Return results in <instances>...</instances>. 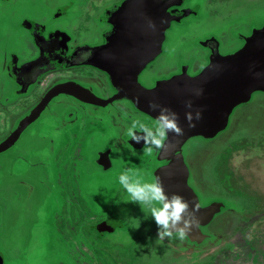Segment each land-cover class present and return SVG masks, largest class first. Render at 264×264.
I'll list each match as a JSON object with an SVG mask.
<instances>
[{
	"label": "rangeland",
	"instance_id": "374dc122",
	"mask_svg": "<svg viewBox=\"0 0 264 264\" xmlns=\"http://www.w3.org/2000/svg\"><path fill=\"white\" fill-rule=\"evenodd\" d=\"M33 1L40 2L46 9L61 5L70 10L74 8L75 12H80L78 18H81L82 30L85 18L91 16V9L98 10V6L104 9L120 0ZM30 2L32 0L26 3L14 0L15 8L26 9ZM187 6L195 15L191 14L181 23L172 24L167 30L163 52L147 67L149 73L161 75L169 70L170 65L178 67L181 62L192 61L203 49L197 42L209 36L219 40L221 53H230L241 46L242 36L264 25V0H190ZM96 22L100 24L97 18ZM159 78L163 77H155ZM236 110L231 115L230 126L218 141L192 142L189 145V152H195L191 154L192 159L202 156L200 149L206 145L208 158L212 155L214 162L224 168V184L229 190L224 196L232 200L227 202L228 208L239 211L235 213L228 210L219 217L222 224L219 223V227L214 225L213 229L220 228V237L217 233L214 245L220 240L218 252L221 249L222 252L215 255L207 251V254L200 256V264H264V97L255 95L249 105ZM81 134L84 139L80 141ZM43 136L53 140V150H42L43 147H50L48 140L39 143L36 137L32 138V149L27 154L31 163L18 164L15 169L12 168L8 180L0 182V252L5 264H80L81 256L75 250L78 244L71 247L75 237L70 236L67 226L70 222L64 219L68 217L69 211L71 214L76 213L77 206L82 208L85 201L90 218L91 210L88 208L96 207L100 210L96 220L117 214L122 222L123 230L117 229L99 241L98 245L105 244L106 253L121 251L128 255L125 249L138 250L141 252L137 258L139 264H189L183 262L184 258L194 260L193 256L183 251L181 254L173 252L169 245L175 244L173 240L179 238L177 235L163 240L168 245L158 241L157 234V237L152 235L157 225L147 205L130 202L129 195L119 201L121 195H116V192L121 193L123 187L111 188L108 183L112 178L111 172H102L100 176L91 175L88 166L91 142L88 134L81 129L71 131L72 140L69 142L64 136ZM78 142L79 150L76 149ZM24 144L29 145L28 137ZM216 144L222 146L215 150ZM59 145L69 148L60 149ZM0 157H6V153L0 154ZM139 158V162H148L146 157ZM76 161L79 163L75 166ZM199 166V176L206 180L203 173L208 166L202 162H199ZM1 170L0 174L3 172ZM75 177L80 180L75 182ZM211 187L208 183L205 188L212 190ZM223 192L226 191L223 189ZM212 193L206 198H214ZM68 207L70 210L66 214ZM218 220L214 223H218ZM83 237L88 238L89 235L83 233ZM92 253L106 258L102 249ZM206 255L209 256L205 258ZM91 264L94 262L91 261Z\"/></svg>",
	"mask_w": 264,
	"mask_h": 264
},
{
	"label": "flooded vegetation",
	"instance_id": "af4514ba",
	"mask_svg": "<svg viewBox=\"0 0 264 264\" xmlns=\"http://www.w3.org/2000/svg\"><path fill=\"white\" fill-rule=\"evenodd\" d=\"M21 1L26 3L28 0ZM121 1L113 2L110 7L107 5L104 9L100 6H98V10L97 8L91 9V16L85 18L86 22L81 30V18H78L80 12H75L74 8L70 10L61 5L46 9L40 5V2L32 0L27 4L26 9L21 10L19 7L15 8L14 0H0V142L16 130L20 121L40 103L52 88L56 86L62 88L60 93L50 99L38 118L26 126L16 141L4 151L6 157H0V170L5 166L4 170H1L3 172L0 174V182L8 180L12 168L15 169L18 164L31 163L27 154L32 149L30 143L32 138L36 137L39 143H43V141L48 140L43 134H50L56 137L64 136V139L69 142L72 140L71 131H79L80 129L90 136L88 166L92 176L96 174L100 176L105 171L111 172L112 178L108 183L113 189L121 186L119 183L121 170L122 173L131 170L130 175L139 173L144 182L151 183L154 180L155 170L163 165V162L156 159L159 149L154 148L152 155H145L143 141L140 143L132 141L131 137L127 135V129L134 120H139L150 128L155 126L156 120L135 110L130 101L125 98L111 99L105 102L104 107H99L94 103L82 101L73 94V91L85 90L86 96H90L91 93L95 98L102 101L113 98L117 94L111 78L89 63H91V51L105 44V38L112 29L109 24L103 21L105 12ZM189 1L186 0L181 6L173 9H190L187 6ZM91 3H95V1H91ZM91 5L93 6V4ZM96 18L100 24L95 23ZM197 43L199 45L201 41ZM209 52L205 47L200 55H196L192 61H188L191 63L181 62L178 67L170 65L169 70H165L161 75L149 73L146 68L139 80L144 86L152 87L156 76H169L183 65H189L188 73L193 75L202 63L206 62ZM237 121L243 122V120ZM136 131L138 132L137 135H143L139 133L138 129ZM27 137L29 145L24 144ZM218 138L213 141H218ZM83 139L84 135L81 134L79 140ZM48 142L50 147H43L42 150L50 151L53 148V140H48ZM79 146L80 142L76 144V149L79 150ZM221 146L216 144L215 150ZM206 147V145L201 147L199 153L202 156L196 159H192L191 155L195 152L190 153V148L188 147L189 150L187 147L185 148L184 158L188 169L187 184L196 195L201 206L211 202H223V200L232 202L228 196H224V193L229 192L224 184L226 180L224 168H220L218 163L214 162L212 155L208 158ZM59 148L68 149L69 146L59 145ZM118 157L121 158L118 159ZM139 157L148 158V162H139ZM80 161L82 160L80 159ZM69 162L72 163V160ZM199 162L208 166L206 172L203 173L206 180H202L203 177L199 176ZM77 163L79 162L76 161L75 166ZM75 166L74 168L77 169ZM70 168L71 166L69 170ZM77 173L79 174V172ZM74 180L77 182L80 178L75 177ZM228 180L230 182L229 178ZM208 183L213 187H211L213 193L211 189L205 188ZM223 189L226 192H223ZM236 190H238L237 186ZM120 192L119 194L116 192V195H121L119 201L123 200V196L129 195L124 188ZM209 193L214 194L215 197L207 199ZM93 194L95 196V192ZM94 196L91 197V201H93ZM84 203L87 205L86 201ZM88 209L91 210V221L97 235L103 238L117 229L123 230L121 229L122 222L117 214H111L106 219L96 220L100 210L96 207ZM66 210L68 211L69 207ZM78 211L79 207L77 206ZM229 211L239 212L237 209ZM223 213L221 209V212L215 215L207 226L200 228L205 233L211 232L209 241L206 240L201 245H197L189 242L186 238L183 240L177 238L173 240L175 244L170 243L169 246L193 256L195 261L184 258L183 262L189 264H200V256L207 254V251L215 255L222 252V249L218 252L220 240L216 246L214 245L217 233L220 237L218 231L220 228L218 230L213 228L214 225L219 227L218 224L221 220L218 219ZM215 220H218V223H214ZM100 223L110 224L113 226V231L107 232L104 229L99 234L95 226ZM154 229L153 234H151L156 236L158 227L155 226ZM209 245H212L211 248H208ZM216 248L217 250H215ZM208 256L206 255L205 258ZM0 257L5 264L1 252ZM205 264L208 263L205 262Z\"/></svg>",
	"mask_w": 264,
	"mask_h": 264
},
{
	"label": "water",
	"instance_id": "95a60500",
	"mask_svg": "<svg viewBox=\"0 0 264 264\" xmlns=\"http://www.w3.org/2000/svg\"><path fill=\"white\" fill-rule=\"evenodd\" d=\"M184 1L122 0L108 9L103 21L112 29L105 38V44L91 51L89 64L111 78L117 94L105 101L95 98L91 93L86 96L85 90L73 91V94L99 107H104L105 102L111 99L125 98L135 110L154 120L160 114L159 108L153 110L150 104H157L177 114L184 134L176 136L172 132L167 133L164 147L159 149L156 157L163 165L155 170L153 176L154 179H162L165 194L169 197L172 194L184 197L190 210L199 205L195 211L197 224L185 238L201 245L209 241L211 232L205 233L200 228L207 226L221 209L225 212L230 208L225 200L205 206L199 204L187 184L188 169L184 151L186 147L189 150L192 142H210L220 137L230 126L234 110L249 105L255 95L264 97V25L242 36L241 46L230 53H221V45L216 37L201 41V48L207 47L210 52L206 62L195 74L190 75L189 65H183L169 76L156 79L152 87H146L139 78L146 71L144 69L162 54L167 30L172 24L181 23L191 14L195 15L190 9H173ZM60 87L52 88L20 121L16 130L0 142V153L7 150L20 132L38 118L50 99L61 92ZM189 103L190 108L187 106ZM188 112L193 116L197 112L200 114L199 120L192 121L195 127H189L185 118ZM95 229L101 234L104 229L112 232L113 226L100 223ZM0 264H3L1 257Z\"/></svg>",
	"mask_w": 264,
	"mask_h": 264
},
{
	"label": "clouds",
	"instance_id": "9594fccd",
	"mask_svg": "<svg viewBox=\"0 0 264 264\" xmlns=\"http://www.w3.org/2000/svg\"><path fill=\"white\" fill-rule=\"evenodd\" d=\"M189 108L191 104L187 105ZM153 110L159 108V116L156 119L154 127H148L139 120H134L127 129V135L132 141L144 143V154L152 155L153 149H161L167 133L172 132L176 136H182L184 130L179 126V118L176 113L171 112L167 108H162L157 104H150ZM189 127H195L192 121L199 120L200 114L197 112L195 116L191 112L185 114ZM143 135H137V131ZM131 170H126L119 176L120 185L126 190L130 196V202L139 205H147L158 227V241L166 238L171 239L175 233L183 240L188 232L196 226L197 221L195 211L199 205H195L190 210L189 203L184 197L172 194L170 197L165 194L163 181L160 177H156L151 183L144 182L139 173L129 174Z\"/></svg>",
	"mask_w": 264,
	"mask_h": 264
},
{
	"label": "trees",
	"instance_id": "16d2710c",
	"mask_svg": "<svg viewBox=\"0 0 264 264\" xmlns=\"http://www.w3.org/2000/svg\"><path fill=\"white\" fill-rule=\"evenodd\" d=\"M87 207L88 206L84 203L82 208L79 207V211L76 212V214L74 212H72L71 214V211H69L70 210L69 209L68 217H66V219L63 218L64 221L69 220L70 222L67 225L68 228L70 229V236L75 237V243H73L71 247H75V245L78 244V247H76L75 250L76 253H78L77 255L81 256V258L79 259L80 264H91V261H93L94 264H139L140 261H138L137 258L141 254V252L138 250L131 251L132 250L131 248L125 249L128 255L121 253V251L106 253V249L104 248L105 244L98 245V243H100L99 241L103 238L97 235L96 232L94 231V227L92 225L93 222L91 221L90 216L87 215ZM68 211L66 210V214L68 213ZM83 233L84 234L87 233L89 237L88 238L83 237ZM77 238L79 240H77ZM101 249L103 250V255L106 256V258L96 256L94 253H92V252L97 253L98 251L100 252ZM173 252L177 254H181L182 251L173 249ZM135 260L137 262H135ZM158 264H166V263H158Z\"/></svg>",
	"mask_w": 264,
	"mask_h": 264
}]
</instances>
